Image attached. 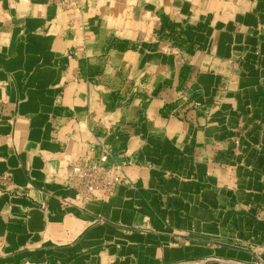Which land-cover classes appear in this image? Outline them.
<instances>
[{
  "label": "crops",
  "instance_id": "obj_1",
  "mask_svg": "<svg viewBox=\"0 0 264 264\" xmlns=\"http://www.w3.org/2000/svg\"><path fill=\"white\" fill-rule=\"evenodd\" d=\"M0 264H264V0H0Z\"/></svg>",
  "mask_w": 264,
  "mask_h": 264
},
{
  "label": "built area",
  "instance_id": "obj_2",
  "mask_svg": "<svg viewBox=\"0 0 264 264\" xmlns=\"http://www.w3.org/2000/svg\"><path fill=\"white\" fill-rule=\"evenodd\" d=\"M107 156L102 154L99 162L85 166H74L68 183L85 200H102L110 196L121 180V165H106ZM9 177V174H6Z\"/></svg>",
  "mask_w": 264,
  "mask_h": 264
}]
</instances>
